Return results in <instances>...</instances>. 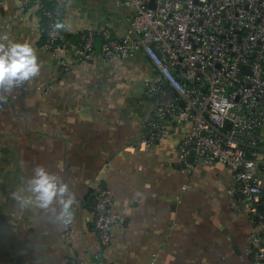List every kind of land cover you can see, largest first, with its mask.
<instances>
[{
    "label": "crops",
    "instance_id": "crops-1",
    "mask_svg": "<svg viewBox=\"0 0 264 264\" xmlns=\"http://www.w3.org/2000/svg\"><path fill=\"white\" fill-rule=\"evenodd\" d=\"M41 1L63 10V32L73 44L81 43L83 29L97 32V58L85 62L72 48L54 55L44 48L33 12L20 0H0V46L27 42L40 63L35 77L0 90V264H67L71 257L84 264H256L248 249L264 227L240 203L227 166L182 164L179 145L188 126L172 127L149 150L133 149L149 136L143 122L158 100L146 86L156 72L142 51L112 63L101 57L102 30L126 31L115 0ZM38 164L69 185L76 208L72 246L62 241L58 204L55 211L21 207L13 197ZM258 179L264 200V167ZM97 184L113 194L108 246L93 226Z\"/></svg>",
    "mask_w": 264,
    "mask_h": 264
},
{
    "label": "built area",
    "instance_id": "built-area-1",
    "mask_svg": "<svg viewBox=\"0 0 264 264\" xmlns=\"http://www.w3.org/2000/svg\"><path fill=\"white\" fill-rule=\"evenodd\" d=\"M34 18L47 19L44 48L54 55L75 50L85 62L97 58L95 30L81 31L73 44L60 27L64 13H54L41 0H20ZM126 31L102 30L101 57L107 62L134 58L143 52L156 75L147 84L158 100L143 122L149 133L133 149H151L186 127L179 145L182 164L191 168L189 156L202 165L222 164L233 173L240 203L253 223L264 227L262 187L258 179L259 148L264 130V0H115ZM70 65V64H69ZM174 93L173 99L168 94ZM5 104L0 101V111ZM93 226L100 243L114 236L113 194L94 187ZM75 205L63 224L62 241L74 243ZM248 253L256 264L264 262V228L254 233ZM67 264H84L71 257Z\"/></svg>",
    "mask_w": 264,
    "mask_h": 264
},
{
    "label": "clouds",
    "instance_id": "clouds-1",
    "mask_svg": "<svg viewBox=\"0 0 264 264\" xmlns=\"http://www.w3.org/2000/svg\"><path fill=\"white\" fill-rule=\"evenodd\" d=\"M40 71V63L34 48L27 42H10L0 46V90L8 91L35 77ZM57 167L63 169V162ZM13 197L21 207L34 205L50 209L54 204L60 206L59 219L65 223L71 219L74 203L69 185L56 172L43 165H36L33 174L26 180V187L14 192ZM55 211L54 208H52Z\"/></svg>",
    "mask_w": 264,
    "mask_h": 264
},
{
    "label": "trees",
    "instance_id": "trees-1",
    "mask_svg": "<svg viewBox=\"0 0 264 264\" xmlns=\"http://www.w3.org/2000/svg\"><path fill=\"white\" fill-rule=\"evenodd\" d=\"M42 4L45 6V7H47L48 9H50L51 11H53L54 13H63V10L59 7V5L58 4H56L55 2H46V1H42ZM62 21L60 22V27H61V29L63 30V25H64V23H63V18L61 19ZM47 19L46 18H42V21H41V26H42V28L44 29V35H45V37H46V42H47V40H48V37H47V32H48V25H47ZM67 36V35H66ZM67 38L68 39H70L69 38V36H67ZM263 202H264V200H263ZM260 210L261 211H263L264 210V205H262L261 207H260Z\"/></svg>",
    "mask_w": 264,
    "mask_h": 264
},
{
    "label": "water",
    "instance_id": "water-1",
    "mask_svg": "<svg viewBox=\"0 0 264 264\" xmlns=\"http://www.w3.org/2000/svg\"><path fill=\"white\" fill-rule=\"evenodd\" d=\"M97 48H99V46H97ZM194 157V152L192 151L190 156H189V161L191 162L193 160Z\"/></svg>",
    "mask_w": 264,
    "mask_h": 264
},
{
    "label": "rangeland",
    "instance_id": "rangeland-1",
    "mask_svg": "<svg viewBox=\"0 0 264 264\" xmlns=\"http://www.w3.org/2000/svg\"><path fill=\"white\" fill-rule=\"evenodd\" d=\"M75 229H76V223H75Z\"/></svg>",
    "mask_w": 264,
    "mask_h": 264
}]
</instances>
